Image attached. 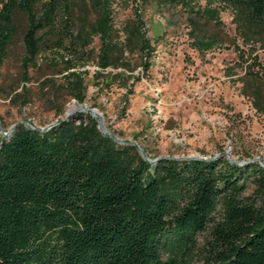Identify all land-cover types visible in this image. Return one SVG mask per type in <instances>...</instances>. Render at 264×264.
Here are the masks:
<instances>
[{
  "label": "trees",
  "instance_id": "obj_1",
  "mask_svg": "<svg viewBox=\"0 0 264 264\" xmlns=\"http://www.w3.org/2000/svg\"><path fill=\"white\" fill-rule=\"evenodd\" d=\"M150 1L0 0V79L20 41L25 83L41 53L54 49L63 63L56 87L79 103L87 73L79 67L91 60L101 85L131 93L140 80L135 66L147 73L155 50L143 18ZM155 1L222 23L217 8L190 5L196 0ZM226 1L237 33L264 48V0ZM117 6L132 14L123 40L114 27ZM218 41L195 35L200 49ZM248 77L254 105L264 111V79ZM0 264H264V165L223 153L146 158L82 111L45 130L21 123L3 134L0 126Z\"/></svg>",
  "mask_w": 264,
  "mask_h": 264
},
{
  "label": "rangeland",
  "instance_id": "obj_2",
  "mask_svg": "<svg viewBox=\"0 0 264 264\" xmlns=\"http://www.w3.org/2000/svg\"><path fill=\"white\" fill-rule=\"evenodd\" d=\"M190 5L217 8L222 23L191 15L181 4L150 1L143 10L147 36L155 44L150 70L143 74L135 66L140 80L128 93L117 83L101 85L94 73L98 66L91 60L79 67L87 70L83 103L56 87L63 82L58 72L63 63L57 62L60 53L54 49L41 53L30 81L23 82L22 45L17 41L1 69V131L21 123L44 128L83 104L99 111L102 127L118 141L137 144L148 157L209 158L223 153L238 162L258 158L264 165V111L254 105V82L248 77L250 71L264 79V48L237 33L226 0H196ZM131 15L130 7L115 9L119 40ZM198 32L219 41L200 49L195 44ZM92 45L99 46L97 38ZM60 52L76 59L73 51Z\"/></svg>",
  "mask_w": 264,
  "mask_h": 264
},
{
  "label": "water",
  "instance_id": "obj_3",
  "mask_svg": "<svg viewBox=\"0 0 264 264\" xmlns=\"http://www.w3.org/2000/svg\"><path fill=\"white\" fill-rule=\"evenodd\" d=\"M76 111H87L88 113H90L91 115L95 116L97 118V121H98V127L101 131L103 132H106V133H109L107 132L103 127H102V117H101V114L99 113V111L95 108V107H86L84 106L83 104L80 105V107L78 108H74V109H69L66 114H65V118L69 117L73 112H76ZM54 124V123H53ZM52 124L44 127V128H40L41 130H45V129H48ZM33 128V127H32ZM12 130V129H11ZM11 130H7V131H1L3 134H7L9 131ZM115 138V137H114ZM134 144V143H133ZM136 145V147L138 148L139 152L142 154V156L148 158V156L142 151V149L137 145V144H134ZM189 158H200V159H206L204 157H189ZM231 161L233 162H237L239 164H244V163H247L248 161H235V160H232L230 157H228ZM157 158L153 159L156 160ZM251 160H258L262 165V160L256 158V159H251Z\"/></svg>",
  "mask_w": 264,
  "mask_h": 264
}]
</instances>
